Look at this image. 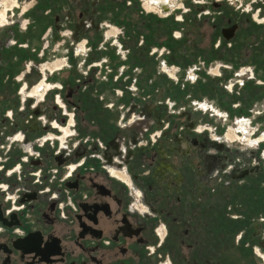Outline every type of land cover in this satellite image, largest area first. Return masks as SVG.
I'll return each instance as SVG.
<instances>
[{
  "label": "flooded vegetation",
  "instance_id": "1",
  "mask_svg": "<svg viewBox=\"0 0 264 264\" xmlns=\"http://www.w3.org/2000/svg\"><path fill=\"white\" fill-rule=\"evenodd\" d=\"M6 2L7 6L17 3ZM159 2L169 8V0ZM131 5L138 6L137 0H133ZM191 11H196V8ZM2 14L5 12L0 11ZM225 14L222 11L220 19L213 20L216 36L210 47H205L203 41L192 40L191 31L183 28V40L177 44L182 49L189 46L191 56L175 59L172 56L163 59L152 56V59L162 62L165 75L168 68L166 63L176 66L177 73L176 70L168 69L174 73V77L179 75V90L183 85L182 82L178 84L179 81L192 80L198 83L195 96L209 95L213 103L212 84L215 83L230 94L228 109L243 111L250 119H257L260 115L252 116L250 113L260 108L264 112V42L256 37L262 33L253 32L246 39L239 40L240 34L247 33L249 27L243 24V20ZM174 16L169 19L173 20ZM255 16L260 23L264 22L259 18L260 15ZM145 19L142 22L144 28L150 27L155 21H165L153 15ZM218 22L226 23L222 25ZM246 22L252 24L250 18ZM135 28L133 34L136 41L133 42L131 38V44H128L123 40L130 49L129 54L133 55L139 54L148 44L142 35V27ZM140 37H143L141 43ZM218 39L220 43L216 46ZM173 43L167 38L153 44L157 51L163 48V54L167 49L174 53L176 43ZM11 47L6 50L11 52ZM81 47L84 49V45ZM14 50L16 53L19 51ZM12 59H5L4 53L0 59V113L8 108L16 112L19 107L16 96L18 77L21 75L18 71L23 67L14 68ZM128 59V68L137 69L141 58L134 60L131 55ZM113 62H117V59L112 62L99 59L88 63L91 65L89 71L82 74L84 86H73L72 79L71 86L64 85L62 90L67 106L75 111L79 120L81 116L84 121L95 118L98 128L96 135L80 126L78 129L103 143L99 156L94 157L81 148L66 156H56L49 148L40 149L39 145H35L41 151L39 156L42 159L23 164V171H27L30 168H45L47 164H70L77 162L80 156L85 158L84 165L68 175L61 189L60 200L66 202L65 218L58 210L57 201L46 202L41 197H37L39 205L30 204L23 211L22 222H31L32 226L26 224L20 227L23 232L20 235L41 227L47 240L53 237L59 239L62 255L50 257L48 262H44L33 254H9L8 247L0 237V264H229L222 248L231 239L228 228L234 217H222L227 222V229L222 233L226 243L219 246L216 229L220 200L233 202L238 187L252 186V202L258 204L256 207L264 205V147L261 154L258 151L245 153L249 158L245 165L235 162L233 152L213 147V139L205 137L197 129L198 123L192 112L187 110L184 94H178L181 103L175 105L170 97L166 98L169 89L165 88L155 95L151 92V99L140 104L136 81L123 77L122 71L113 75ZM97 63L100 73L93 72L99 70L95 67ZM213 68H219L221 73H213ZM94 75L101 78L96 94L90 88L97 81ZM240 81L243 86H239ZM229 84L235 86L233 90L228 89ZM175 106L178 109L175 110ZM207 106L213 108V104H203L205 109ZM26 108L27 113L33 112L30 107ZM42 109H37L36 114L44 112L52 117L57 112L54 105H51V109L46 106L45 110ZM124 111L139 114L140 117L129 121L125 115L122 116ZM182 118L186 119L187 126ZM136 120L144 121L145 129L139 130L141 124ZM37 122V118H33L26 124L18 114L13 124L0 120L1 141L6 143L18 131L25 132L29 140L42 136L48 128ZM141 142L144 143L141 145ZM24 153L18 146H14L9 153L6 151L3 156H8V159L4 166L25 156ZM109 168L115 169L121 176L112 174ZM3 179L0 174V180ZM42 181H46V175H43ZM245 198L242 197V205L251 200ZM0 204L3 207L1 200ZM240 218L243 216L236 219ZM261 221H264V211L258 214L257 219H250L241 233H247L248 229L255 227L253 234L259 236L258 225ZM256 252L261 253L257 249Z\"/></svg>",
  "mask_w": 264,
  "mask_h": 264
},
{
  "label": "rangeland",
  "instance_id": "2",
  "mask_svg": "<svg viewBox=\"0 0 264 264\" xmlns=\"http://www.w3.org/2000/svg\"><path fill=\"white\" fill-rule=\"evenodd\" d=\"M181 1L182 0H170L171 6L178 7ZM205 1V10L213 8V13L211 15L198 16L199 12L202 11L198 9L204 6L202 5L196 8V11L189 13L191 15L185 17L186 21L181 23L176 21L178 17L175 13L173 14L175 15L173 20L169 19L171 17L165 16L161 11H152V13L145 12L142 14L145 0H137L138 6L131 5L133 0H117V2H115V0H19L20 7L15 8V11H7L9 12V21L0 26V59L3 53L5 59L6 57L13 58L11 61L15 62L14 68L18 66L23 67L22 70L20 69L18 71L19 75L23 72H27V70L31 68L30 73L25 77V81L28 85L32 86L35 83H40V78H43L42 74L44 71L42 70V65L46 61H52L58 57L67 58L69 63L65 66L64 70H57L53 74L48 70L46 73L49 79L56 83L55 85L70 87L73 79V86L79 84L81 88L84 86L82 74L88 72L91 66L88 65V63L95 62V60L98 61L99 59H101V61L108 59L111 60V62L113 59H117V62H113L114 66H112L111 69L113 75L122 71L123 77L132 78L133 81H136L138 88L137 99L140 104L151 99V92L155 95L165 88L169 89L165 94L166 98L168 99V97H170L175 105L181 103L177 98L178 94H184L187 102V110L192 112L198 123L197 129H200L205 137L213 139L215 143L213 147L217 146L221 150L233 152L235 155L234 161L245 165L248 163L247 160L249 159L245 153L258 151L261 154L263 152L264 140L260 143H255L254 141L264 134V116L260 115V118L257 119L251 118L253 120L251 125L249 121L241 120L244 116H248V114L243 111H231L228 109L231 102L230 94L215 83L212 84L213 103L212 97L209 95L204 94L202 96H195L194 91L198 88V83L192 80L179 81L178 84L182 82L184 85H182L179 90V86L177 85L179 75L176 74V77H174L167 72L166 75L169 76L167 78L165 72H163L164 69H162V62L155 60V58L152 59V56L157 59H163L166 56H172L174 59L179 58V56L190 57V47L185 46L183 49L180 48L177 42H181L183 39L180 38L178 34H176L178 38L174 35L177 30H180L183 34V28L191 31L192 40L197 39L203 41L205 47H210L212 40H214L216 36V32L213 28V20L221 16L222 11H225L227 15L230 14L236 17L238 20H243V24L249 27H247L249 29L247 33L242 32L240 34L239 40H244L250 33H257L259 31L262 34H260L259 37L256 35V37L258 40L264 42V22L260 23L255 18V14L259 13V18L264 20V0H246L242 7L238 6L237 3L234 5L229 2L225 4L224 0L213 3V5H209L211 4L210 0ZM2 2L3 0H0L1 11L4 10V5L1 4ZM151 14H154L153 16L156 15L159 20L164 19L165 21H155L150 26L152 27L151 29L150 27L144 28L145 24H142V22L146 20L145 18H149ZM247 18L251 19L253 25L251 22H246ZM218 19H220V17ZM225 23L220 22L219 24L223 25ZM135 26L139 28L142 27V35L144 34L148 44L140 50L139 54L137 53L141 58L136 65L137 69H129L127 61L130 59L126 60V58L128 56L130 58L132 55L134 60H138L139 57L133 55V53L129 54L130 49L125 48L126 45L124 41L128 44L131 38L133 42L134 40L136 41V37H134L133 34V31L137 29ZM147 29H149V31H146ZM109 31H117V33L110 35L108 38L106 34H108ZM120 31H122V33H119ZM195 31L197 32L196 34L194 33ZM167 38L176 43H173L176 49L174 53L167 49L161 54L163 48L157 51L156 45L153 43L158 40H167ZM250 39L252 40V38ZM12 40H16V42L12 44ZM142 40L143 37H140V43ZM46 41H48L47 44L49 48L45 51L44 57H40L42 59L41 62L39 60V55L42 54V51L47 46ZM82 41H88L86 49L80 47ZM9 43L11 44L9 45ZM20 43H26L28 46L19 47ZM10 46L13 47L10 49L12 50L11 52L6 50V48L9 49ZM14 49L19 50L17 53H19L21 57L17 55ZM31 51L34 52L31 53ZM153 51L157 52L151 54L150 52ZM15 58L17 60H15ZM29 59L34 62L32 67H30L31 61H29ZM119 59L120 62L118 61ZM166 66L169 69L176 70L175 73H177L175 65L166 63ZM95 67H98L99 70L93 72L100 73L99 64L98 66L95 65ZM95 77L97 81H95V85L90 87L94 90V94L97 93H95V90L99 89V84L101 82V78L98 75ZM64 82L66 84H64ZM54 102V95L49 94L44 105L51 109V105H53ZM203 104H213L214 106L213 108L207 106V109H205ZM42 108L45 110L44 106H42ZM174 109L176 110L178 107L175 106ZM216 111H219V114H217ZM251 114L252 116L255 115L253 112L250 113V115ZM124 115L129 121L132 120L134 116H136L135 119L140 117L139 114H131L127 111L122 112V116ZM46 119L50 120L48 115ZM182 121H185V125L187 126L188 123L186 119L182 118ZM138 122L141 124L138 127L139 130L145 129L144 126L146 124H144V121H137V123ZM80 127L95 135L98 132L94 117L84 121L81 116ZM229 128L234 130L241 139L230 141V139L226 137ZM211 130H213V132ZM254 131L256 133L252 136ZM83 136L86 137L88 135L84 134ZM249 137H251L252 140L248 142L247 139ZM142 143L144 142L140 144L142 145ZM91 146L92 145L88 146L89 150ZM253 189L254 187L252 186H240L237 188L232 198L233 202H227L225 199L220 200L216 229L219 246L226 243V238L222 233H224L225 228L227 229V222H225L222 217H229L232 215L234 217V219L230 220V222L232 221L230 227L228 226L231 239L227 242L226 246H222V252L226 253L229 264H264V251L262 250V242L264 241V221H261L258 225L260 227L259 236L253 234L255 227L248 229L247 233H241L245 231V227L248 225V222H250V219H257L258 214L264 211V205L262 207H256L258 204L252 202L250 197L254 195L252 193ZM242 197H249L251 200H249V202L245 201V205H242ZM252 213H254V215H252ZM240 216H243V218L236 219ZM213 234H215V231ZM256 249L260 250L261 253L256 252Z\"/></svg>",
  "mask_w": 264,
  "mask_h": 264
},
{
  "label": "built area",
  "instance_id": "3",
  "mask_svg": "<svg viewBox=\"0 0 264 264\" xmlns=\"http://www.w3.org/2000/svg\"><path fill=\"white\" fill-rule=\"evenodd\" d=\"M211 4L216 3L222 0H210ZM225 4L228 2L230 4H236L238 6H243L246 0H224ZM191 2V4H190ZM205 0H182L181 4L178 7H171L172 11L164 10L165 16L169 17L172 16L174 13L177 15V22H185V17L191 13V9L201 7L198 10H202L199 12L198 16L201 17L202 15L209 16L213 13V11L205 10ZM142 14L149 13L146 11L144 4L142 8ZM119 33H122L120 31ZM181 38L182 33L180 30L175 31L174 35ZM119 36V34H118ZM178 36H176L178 38ZM13 39V38H12ZM13 41V40H12ZM48 41H46V44ZM220 40H217L216 46H218ZM11 44V43H10ZM88 44L86 41L85 45ZM28 45H26L27 47ZM24 47V46H23ZM123 47V46H122ZM49 48V45L45 47L42 51V54L39 55V58L44 57L45 51ZM128 49V47L125 46ZM5 50V49H4ZM3 50V51H4ZM34 51H31L33 53ZM30 53V54H31ZM40 58V59H41ZM68 60L67 58H65ZM56 60V59H54ZM31 61L30 67H32L33 60ZM48 62V61H46ZM68 65V63L66 64ZM98 68V67H96ZM217 70V71H215ZM31 68L27 70V72H23L21 76L18 77L19 88L17 91V100H18V110L15 112L12 108H8L3 110L0 113V120H7L10 124H13L16 115H20V118L24 120L26 124L33 118H37V123H39L42 127L48 128L46 132L42 136H37L35 139H28V136L23 131H18L9 137V140L5 142L1 141L2 133L0 132V174L3 175L4 179L0 180V200L3 203V214L4 217H9L13 213H18L19 216L23 214V211L26 209L28 205H37V202L33 200H29L28 196L36 195L37 201L39 200L37 197L45 198L46 202L48 201H57L58 210L61 213V216L65 218V210H66V202L60 200V192L61 189L64 188V183L68 179V175L76 169L82 167L84 165L85 158L83 156L79 157L77 162H73L70 164L64 163L61 165H54V164H47L45 168L37 167V168H30L27 171H23V164L29 163L30 160H39L42 159L41 151L35 145H39L41 148H49L53 151V155L60 156V155H68L73 151L78 150L79 148L92 153V156L97 157L99 156V151L103 148V143L96 138L94 140L93 136H83L82 133L79 131L78 127L80 126V120L76 117V113L67 106L66 101L62 96L63 86L56 85L55 87L51 88L47 91L43 96L40 95H32L33 89L38 86L42 81H47L49 79L48 74L43 72V78H40V83H35L34 85H28L25 81V77L30 73ZM57 71V70H55ZM55 71H50L53 74ZM213 73L220 74L221 70L219 68H213ZM239 86H243L242 82L240 81ZM235 86L233 84L228 85L229 90H233ZM54 93V94H53ZM49 94L54 95L55 102L54 106L57 107V112L52 117L48 115L50 120H47L44 112L37 115L36 110L45 107L44 103L47 101V97ZM42 105V106H41ZM30 107L32 113H27V108ZM255 115H262L264 112L260 109H256L253 111ZM30 114V115H29ZM135 120V116L132 119ZM245 121H249L251 125V119L248 116H244L243 119ZM124 124V120H122ZM61 127L69 128L71 130L70 135L66 138L65 141L61 140V137L64 136V132ZM255 131L252 133L254 136ZM91 146V149H88V146ZM14 146H18L23 149L25 152V156H21L15 160V162L11 163L9 166H4L6 163L8 156H3V153L9 151L14 148ZM55 157V156H53ZM3 164V165H2ZM112 174L113 168L108 169ZM43 175H46V181H42ZM21 218V216H20ZM3 230V227L0 226V231ZM14 232L18 235L22 234V230L19 227L14 228Z\"/></svg>",
  "mask_w": 264,
  "mask_h": 264
},
{
  "label": "water",
  "instance_id": "4",
  "mask_svg": "<svg viewBox=\"0 0 264 264\" xmlns=\"http://www.w3.org/2000/svg\"><path fill=\"white\" fill-rule=\"evenodd\" d=\"M29 200H33L40 204L36 198L29 197ZM0 204V224L3 226V230L0 231V237L5 238L3 242L8 247V253L24 254V255H36L40 257L41 261L48 262L50 257L62 255L59 246L58 238L46 239L44 232L41 231V227L36 230H31L26 235H18L14 232L15 227H25L26 224L32 226L31 222L26 224L22 222L23 214L21 218L18 213H13L9 217H4L3 208Z\"/></svg>",
  "mask_w": 264,
  "mask_h": 264
},
{
  "label": "bare ground",
  "instance_id": "5",
  "mask_svg": "<svg viewBox=\"0 0 264 264\" xmlns=\"http://www.w3.org/2000/svg\"><path fill=\"white\" fill-rule=\"evenodd\" d=\"M9 1L10 2L16 1L17 3L15 4V6H7L8 5V2H6V0H3V2L1 4L4 5V10H2V12L4 11L5 14L0 15V26H2L3 23H6V22L9 21V12H7V11H9V10L15 11V8H19L20 7L19 4H18V0H9ZM158 2H159V0H145L144 6L146 8V11L147 12H151V13H152V11H161V12H164V10H166V11H172L171 10V7L172 6H171L170 0H169V8H166V5L165 4H160V2L159 3ZM151 15H154V14H151ZM255 15H260V14L259 13H256ZM255 18H256V16H255ZM257 20L260 22L259 19H257ZM113 32H115V31H113ZM109 33H110V31L108 32V34H106L108 37L110 35H112V34L109 35ZM12 42H13L12 44H14L16 42V40H13ZM85 43L86 42H83L82 41V43L80 44V47H81V45H84V49H86L88 44L85 45ZM26 45H27L26 43H23V44L20 43L19 44V47H23V46L26 47ZM79 52H80V50H79ZM39 60L42 62V59H39ZM67 63H69L68 60H66L63 57H58V58H56V60H52V61L45 62L42 65V70L44 72H46V70H49V71H52V72L55 71V70H64V68H65V66H66ZM56 64H58V65L56 66ZM166 70H167V72L170 75L174 76V73L171 70H169L168 68H166ZM215 71H217V70H215ZM170 72H172L173 74H171ZM55 84L56 83L54 81L52 82L50 79H48L46 82L45 81H42L38 86H36L33 89L32 95L37 94V95L43 96L45 93H47L48 90H50L51 88L55 87L56 86ZM61 129L64 132V136L61 137V140L62 141H65L66 138L70 135L71 130L69 128H65V127H61ZM67 131H68V133H67ZM226 137L228 139H230V141H235V140H240L241 139V137L234 130H232L231 128H229V130H228V132L226 134ZM251 140H252L251 137H249L247 139L248 142L251 141ZM263 140H264V134H262V136H260V138L258 137L254 142L255 143H260ZM113 174L114 175L121 176V174H119L118 172H116L114 170H113Z\"/></svg>",
  "mask_w": 264,
  "mask_h": 264
},
{
  "label": "crops",
  "instance_id": "6",
  "mask_svg": "<svg viewBox=\"0 0 264 264\" xmlns=\"http://www.w3.org/2000/svg\"><path fill=\"white\" fill-rule=\"evenodd\" d=\"M17 40V39H16ZM21 50V49H20ZM18 52V51H17ZM19 54V53H18ZM214 106V105H213ZM1 241H5V238H1Z\"/></svg>",
  "mask_w": 264,
  "mask_h": 264
}]
</instances>
